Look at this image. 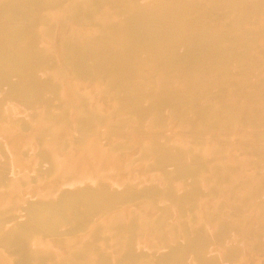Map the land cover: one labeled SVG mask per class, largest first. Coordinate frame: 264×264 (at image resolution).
Returning <instances> with one entry per match:
<instances>
[{"label": "bare ground", "instance_id": "bare-ground-1", "mask_svg": "<svg viewBox=\"0 0 264 264\" xmlns=\"http://www.w3.org/2000/svg\"><path fill=\"white\" fill-rule=\"evenodd\" d=\"M0 264H264V0H0Z\"/></svg>", "mask_w": 264, "mask_h": 264}, {"label": "rangeland", "instance_id": "rangeland-1", "mask_svg": "<svg viewBox=\"0 0 264 264\" xmlns=\"http://www.w3.org/2000/svg\"><path fill=\"white\" fill-rule=\"evenodd\" d=\"M73 1H75V0H73ZM76 1H78V0H76ZM161 60L162 61H166V60H168V54H162L161 55ZM155 65L153 64V65H150V67H154ZM2 98L3 99H6L4 96H2ZM6 101V100H5ZM130 135H132V136H134V137H136V135L135 134H137L136 132H130L129 133ZM135 146V145H134ZM134 146H129V148H130V150H132L133 149V147ZM200 163V164H198V163ZM192 163V164H191ZM197 163V164H196ZM178 164V167L179 168H190L191 166H193V167H198V166H202L203 165V161H201V160H198V159H195V160H192V161H188V162H182V163H177ZM185 165V166H184ZM204 192V191H203ZM211 192H212V194H213V197H214V193H213V191H208V194L210 193L211 194ZM205 193H207V192H205ZM216 196V195H215ZM227 201H229V200H227ZM232 202V201H231ZM230 202V203H231ZM134 204V203H133ZM13 217V216H12ZM16 218V217H15ZM17 219H18V217H17ZM17 220L16 219H14L12 222H11V224H9V228H12L13 227V225H14V223L16 222ZM144 253L145 254H148L147 256H149V254H150V256L149 257H151V259L154 261V263H157L158 262V260H159V258L162 256V254L163 253H157V252H154V253H147V252H145L144 251ZM157 253V254H156ZM156 254V255H155Z\"/></svg>", "mask_w": 264, "mask_h": 264}]
</instances>
